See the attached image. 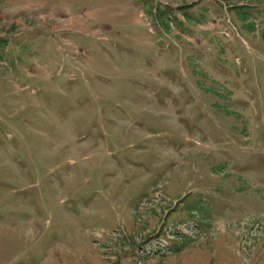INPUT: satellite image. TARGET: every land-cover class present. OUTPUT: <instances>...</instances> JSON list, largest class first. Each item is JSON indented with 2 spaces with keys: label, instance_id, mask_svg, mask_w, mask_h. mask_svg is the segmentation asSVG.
<instances>
[{
  "label": "rangeland",
  "instance_id": "374dc122",
  "mask_svg": "<svg viewBox=\"0 0 264 264\" xmlns=\"http://www.w3.org/2000/svg\"><path fill=\"white\" fill-rule=\"evenodd\" d=\"M0 264H264V0H0Z\"/></svg>",
  "mask_w": 264,
  "mask_h": 264
},
{
  "label": "built area",
  "instance_id": "2783aa9c",
  "mask_svg": "<svg viewBox=\"0 0 264 264\" xmlns=\"http://www.w3.org/2000/svg\"><path fill=\"white\" fill-rule=\"evenodd\" d=\"M162 241L161 242H159V245L161 246V247H164L165 246V244H167V241L165 240V239H163V238H160ZM157 247H159V246H157ZM166 249V248H165Z\"/></svg>",
  "mask_w": 264,
  "mask_h": 264
}]
</instances>
